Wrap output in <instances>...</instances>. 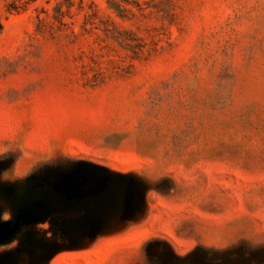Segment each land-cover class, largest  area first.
I'll use <instances>...</instances> for the list:
<instances>
[{
	"label": "rangeland",
	"instance_id": "1",
	"mask_svg": "<svg viewBox=\"0 0 264 264\" xmlns=\"http://www.w3.org/2000/svg\"><path fill=\"white\" fill-rule=\"evenodd\" d=\"M60 1L0 0V264H264V0Z\"/></svg>",
	"mask_w": 264,
	"mask_h": 264
},
{
	"label": "water",
	"instance_id": "2",
	"mask_svg": "<svg viewBox=\"0 0 264 264\" xmlns=\"http://www.w3.org/2000/svg\"><path fill=\"white\" fill-rule=\"evenodd\" d=\"M35 212V208L29 207L27 209L20 210L16 220H0V244L9 241L20 228L21 224L37 220V218L34 217Z\"/></svg>",
	"mask_w": 264,
	"mask_h": 264
},
{
	"label": "trees",
	"instance_id": "3",
	"mask_svg": "<svg viewBox=\"0 0 264 264\" xmlns=\"http://www.w3.org/2000/svg\"><path fill=\"white\" fill-rule=\"evenodd\" d=\"M83 2V0H79V4H81ZM110 8L114 9L119 16H122V12L124 11V9L118 4L117 0H110ZM75 4V1L74 0H62L60 2L57 3V5L54 7V14H53V17L61 24H64V21H63V17L65 16V13L66 11L69 12V9L74 6ZM64 6L67 8V10H64ZM82 7V6H80ZM42 28H38L37 31L41 32ZM130 48L132 47L133 49L134 48H137V49H140L141 50V47L142 45L140 44H130L128 43L127 44Z\"/></svg>",
	"mask_w": 264,
	"mask_h": 264
},
{
	"label": "flooded vegetation",
	"instance_id": "4",
	"mask_svg": "<svg viewBox=\"0 0 264 264\" xmlns=\"http://www.w3.org/2000/svg\"><path fill=\"white\" fill-rule=\"evenodd\" d=\"M2 221V219H0ZM2 244V243H1Z\"/></svg>",
	"mask_w": 264,
	"mask_h": 264
}]
</instances>
